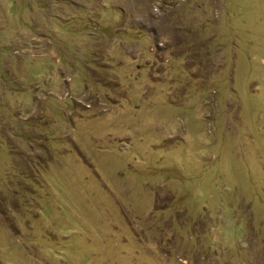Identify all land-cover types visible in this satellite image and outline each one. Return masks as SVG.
<instances>
[{"label":"rangeland","instance_id":"rangeland-1","mask_svg":"<svg viewBox=\"0 0 264 264\" xmlns=\"http://www.w3.org/2000/svg\"><path fill=\"white\" fill-rule=\"evenodd\" d=\"M0 264H264V0H0Z\"/></svg>","mask_w":264,"mask_h":264}]
</instances>
